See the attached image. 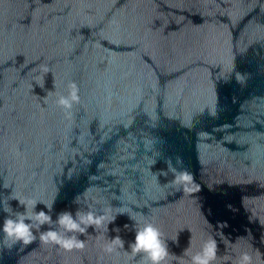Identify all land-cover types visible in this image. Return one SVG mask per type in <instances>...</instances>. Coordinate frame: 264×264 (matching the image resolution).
Returning a JSON list of instances; mask_svg holds the SVG:
<instances>
[{
	"label": "water",
	"instance_id": "95a60500",
	"mask_svg": "<svg viewBox=\"0 0 264 264\" xmlns=\"http://www.w3.org/2000/svg\"><path fill=\"white\" fill-rule=\"evenodd\" d=\"M12 196L116 219L65 251L48 225L7 239L0 203V264H144L135 222L161 229L165 264L210 238L213 264H264V0H0V202L23 212Z\"/></svg>",
	"mask_w": 264,
	"mask_h": 264
},
{
	"label": "clouds",
	"instance_id": "9594fccd",
	"mask_svg": "<svg viewBox=\"0 0 264 264\" xmlns=\"http://www.w3.org/2000/svg\"><path fill=\"white\" fill-rule=\"evenodd\" d=\"M78 91L77 85L71 82L69 84L68 95H59L56 101L57 105L64 110H70L74 103L79 102ZM166 163L168 170L174 173V184L184 185L186 191L196 190L195 188L187 187L193 184V175L190 172L187 170L178 171L172 165L171 159L166 161ZM176 163L182 165L183 159L177 157ZM162 174L166 175L167 173L162 172ZM11 199L18 200L19 205L24 206L25 210L23 212L14 211L8 201L0 202L3 205L2 210L8 214L3 220L2 231L7 239L13 242L21 241L23 244H29L36 239L33 229H40L48 225V230L40 233V240L43 243L57 245L65 251H72L73 249L83 250L85 248V241L78 239L75 235L76 233H86L89 226H94L95 229L104 228L107 231L109 223L116 219V216H110V210L97 214L91 210L81 212L78 208L75 215L70 210H62L57 213L56 219L53 220L54 202L44 205L47 211L43 209L36 211L38 201L23 200L15 196H12ZM78 202V197H75L73 203L78 204ZM128 216L135 222L132 216ZM136 223L132 225V228L135 230L134 241L129 242L131 254H142L144 264H165L170 253L168 245L163 239L161 229L156 227L152 222L144 223L141 227H136ZM53 225H57L58 227L53 228ZM113 230L118 232L119 228ZM174 243L179 246L178 239ZM124 245L125 241L117 235L104 246V251L113 253L118 249L124 248ZM216 258L217 242L210 238L205 241L199 252L192 255L191 264H213ZM237 264H252L251 255L242 253Z\"/></svg>",
	"mask_w": 264,
	"mask_h": 264
}]
</instances>
